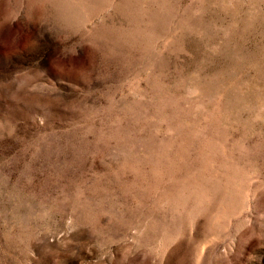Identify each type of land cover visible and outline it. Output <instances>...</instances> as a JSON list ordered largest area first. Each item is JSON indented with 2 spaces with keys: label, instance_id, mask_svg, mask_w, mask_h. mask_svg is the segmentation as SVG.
<instances>
[{
  "label": "rangeland",
  "instance_id": "374dc122",
  "mask_svg": "<svg viewBox=\"0 0 264 264\" xmlns=\"http://www.w3.org/2000/svg\"><path fill=\"white\" fill-rule=\"evenodd\" d=\"M0 264H264V0H0Z\"/></svg>",
  "mask_w": 264,
  "mask_h": 264
}]
</instances>
